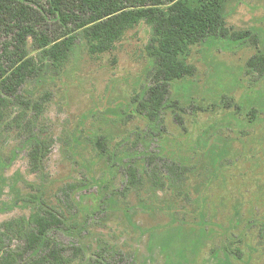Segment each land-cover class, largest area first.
<instances>
[{
	"label": "rangeland",
	"instance_id": "obj_1",
	"mask_svg": "<svg viewBox=\"0 0 264 264\" xmlns=\"http://www.w3.org/2000/svg\"><path fill=\"white\" fill-rule=\"evenodd\" d=\"M217 8L257 43L191 46L182 58L193 73L171 84L157 120L141 108L156 68L150 26L96 53L100 41L88 30L57 32L72 38L68 57L37 70L21 91L43 111L28 110L24 131L13 124L21 108L0 121V228L57 213L62 225L33 256L63 248L70 264H264V72L248 66L264 52V0H218ZM27 48L41 65L32 40ZM34 141L51 146L38 171ZM149 157L181 181L165 173L153 187Z\"/></svg>",
	"mask_w": 264,
	"mask_h": 264
},
{
	"label": "trees",
	"instance_id": "obj_2",
	"mask_svg": "<svg viewBox=\"0 0 264 264\" xmlns=\"http://www.w3.org/2000/svg\"><path fill=\"white\" fill-rule=\"evenodd\" d=\"M217 6L218 0H0V121L5 118V110L21 108L13 124L24 131L27 126L22 125V120L28 110L43 111L44 106L25 100L21 91L37 70L57 69L59 62L68 57L72 38L62 41V36L57 35L61 29L66 36L88 30L100 41L99 47H90L96 53L141 23L152 29L147 53L156 64L153 84L141 108L150 120H157L171 95V84L193 73V66L182 58L191 46L206 38L257 43V36L230 27ZM31 40L40 53L41 65L28 53ZM248 66L264 72V52L251 58ZM50 150L46 141L32 143L29 157L33 171L39 170ZM157 162L155 157L146 162V176L153 187L161 185L160 177L165 173L173 185L181 181L183 174L179 170ZM127 171L133 178L137 176L135 168ZM61 225L55 212L5 222L0 228V264H70L63 248L33 256L48 232Z\"/></svg>",
	"mask_w": 264,
	"mask_h": 264
}]
</instances>
